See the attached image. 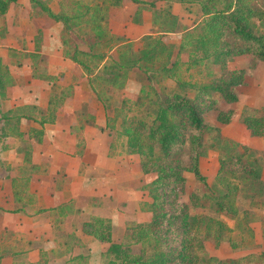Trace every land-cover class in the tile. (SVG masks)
Masks as SVG:
<instances>
[{
    "label": "trees",
    "instance_id": "obj_1",
    "mask_svg": "<svg viewBox=\"0 0 264 264\" xmlns=\"http://www.w3.org/2000/svg\"><path fill=\"white\" fill-rule=\"evenodd\" d=\"M18 1L0 0V44L8 32L6 17ZM127 1L137 6L133 23H143L144 11L152 14V34L142 38L139 49L126 37L113 35L108 27L111 8L122 7L126 0H58L59 12L52 10L50 0H29L32 10L28 18L34 17L35 10L37 17L62 24L63 57L80 67L95 99L103 105L106 130H116L126 141L127 154L140 158L142 172L155 175L148 187L151 202L142 206L152 219L128 221L121 242L113 239L110 218L95 216L82 223L84 233L107 245L100 264H248L264 259V252L218 258L207 250L211 240L217 247L225 242L235 245L232 234L242 230L248 218L247 210L242 212L238 206L241 193L249 191L255 196L264 191L258 151L224 135L222 126L230 125L234 115L232 109L219 106L221 100L238 103L236 88L246 82L244 68H229L236 57L250 55L264 62V0ZM159 1L198 6L201 15L183 29L179 16L170 7L159 6ZM179 33V44L164 39ZM34 41L35 53L26 57L37 64L34 60L41 56L42 29H37ZM37 69L34 77L51 83L57 80L37 75ZM132 72L141 76L139 94L135 100L124 98L120 106L111 107L112 93L125 89ZM195 74L201 79H195ZM167 81L174 86L169 87ZM15 85L0 53V152L10 148L9 138H23V120L29 124V137L41 142L44 126L56 121L58 109L71 95L53 91L47 110L22 106L4 111L8 90ZM68 88L72 92L73 86ZM214 112L217 123L207 120ZM117 120L119 128L111 123ZM31 121L41 128L30 126ZM241 123L251 136L264 138V116L243 112ZM211 151L218 154L219 169L209 183L201 161ZM26 153L29 162L30 152ZM7 167L0 159V170ZM187 173L205 187L202 195L191 196L192 207L181 198ZM256 198L251 197V206L260 203ZM72 206L55 208L59 212L57 230L63 231L60 225L63 217L74 212ZM2 259L0 255V264ZM63 264H89V254L71 256Z\"/></svg>",
    "mask_w": 264,
    "mask_h": 264
},
{
    "label": "crops",
    "instance_id": "obj_2",
    "mask_svg": "<svg viewBox=\"0 0 264 264\" xmlns=\"http://www.w3.org/2000/svg\"><path fill=\"white\" fill-rule=\"evenodd\" d=\"M178 5L181 4L175 3L174 9L184 6ZM50 7L54 12L60 11L58 1L54 4L53 0ZM136 8L130 1L111 8L108 27L113 35L139 42L152 34V14L148 11L143 12L142 24L126 27L120 21L124 16L130 18ZM26 13L20 14V34L27 25L23 22L28 18ZM30 23L28 32L36 28L43 31L40 54L47 56L48 63L41 68L42 64H35L27 57L22 65L16 66L8 54H1L16 81L8 90L3 110L22 106L48 109L52 83L34 77L35 68L43 69L47 76L63 81L67 87L72 85L73 90L58 109L56 121L44 126L41 142L29 137V124L23 120V138H9L10 148L0 152V159L9 166L0 170V235L14 236L0 250L2 264H63L79 254H89L91 264L92 259L100 258L107 245L84 233L83 222L95 216L110 218L115 242L122 241L128 221L149 222L151 214L139 207L143 196L148 199L145 192L140 196L139 158L127 154L126 141L115 142L117 132L104 130L103 105L95 99L80 67L63 57L62 24L48 18L32 19ZM49 40L55 49L47 48ZM26 53L35 50L30 48ZM232 123L223 129L226 137L244 145L257 143V137H251L245 126L238 131L231 127ZM30 126L41 128L34 121ZM26 150L30 152L29 162L25 161ZM63 204H72L74 212L63 217L60 225L63 231H59L55 228L59 218L55 208ZM96 241L102 244L97 245Z\"/></svg>",
    "mask_w": 264,
    "mask_h": 264
},
{
    "label": "rangeland",
    "instance_id": "obj_3",
    "mask_svg": "<svg viewBox=\"0 0 264 264\" xmlns=\"http://www.w3.org/2000/svg\"><path fill=\"white\" fill-rule=\"evenodd\" d=\"M52 1L53 0H50L49 2L50 5ZM56 1L58 0H54V4L56 3ZM160 6L166 8L170 7L171 10L173 9L172 12L176 11L177 14L183 15V17L181 16V18L179 17L183 29L185 27L191 26L193 22L198 20L201 15V10L199 9L198 6H192L188 8V6L184 5L181 6L180 8L177 9L175 8L176 9L175 10L174 9L175 3H170L168 1H163L162 4H160ZM31 10H32V6L30 5L29 0H19L17 4L11 6L10 11L6 17L8 32L5 38L1 40V42L4 41L5 45L7 46L2 45L3 46L2 47L0 44L1 46L0 53L8 54L11 58L13 57L12 63H14V65L16 66H18L17 62L22 61L23 63V61L27 58L26 50H30V48L34 49V42H35L34 34H36L37 28L34 29L32 32L31 31L28 32L26 28H30L32 26L30 20L40 19L35 15L36 13L35 10H33L32 12V14L34 15L33 18H29V19L27 18V20L23 19V22H25L27 25H24L25 26L24 31L21 34L19 33V28L21 27L20 25L21 12L25 14L26 11L27 12L26 15H27ZM132 16L133 15H131V17ZM131 17L130 18L127 16L121 17L120 21L122 23H125L127 27L129 26L127 24H133ZM123 28L124 27H122V29ZM137 32L138 31H135V33ZM181 36H182L181 33L172 34L165 36L164 39L167 43L179 44L181 42ZM9 45H13L16 47H11ZM141 46H142V40L139 42H135L136 49L141 48ZM47 48L55 49L52 45L51 40H49ZM41 56L40 58H36L34 61L37 62V64H42L41 68H43V66L47 64L48 61H47V56L43 54ZM229 68H244L246 70L245 84L238 86L236 88L239 94V102L234 104H227L221 100V103L219 104L221 109L233 110L234 121H232L233 123L231 127H235L239 131V130H244V125L241 123V114L243 112H245L246 114H255L257 116H264V62L258 61L250 55H242L236 57L229 64ZM36 74L39 76L41 75L47 76V72H45L43 69H39ZM195 79H201V76L195 74ZM57 81L52 83V89H53L52 91H54L55 93L63 92V94H70V90L67 86L63 84L64 82L63 81L57 82ZM142 85L143 83L141 81V76L139 75V73L132 72L130 74V79L127 82L125 89L123 91H118V90L114 91V93H112L111 95L112 99L109 101V104L111 105V107L116 108L120 106V102L124 98L135 100L137 95L139 94ZM167 85L169 87H173L174 83L172 81H167ZM216 115L217 112L211 113L210 115L207 116V120L212 123H217ZM111 116L114 117V114L112 113ZM118 121L119 120L111 123H113L115 127L119 128ZM222 127L224 129L226 126H222ZM104 130H106V125ZM115 132L116 130H114V133ZM116 136L118 137L117 139ZM114 137H115V142H118V144L120 142H123L124 144L125 142L124 138L122 137L120 138L118 134L117 135L115 134ZM257 139L258 140L255 145H249V146H252L255 150L258 151L259 162L262 165L264 171V138L257 137ZM139 167H140V158H139ZM201 167L203 173L208 177L209 183H212L219 169L218 154L215 151H211L205 158L202 159ZM140 172L142 174L141 183H140V190L142 192L140 193V196L143 192H145L144 195H147L148 199L147 198L144 199L143 196L141 198L139 207L142 212H145L142 209V206L144 203L151 202V198L148 192V187L153 181L155 175L144 174L141 170V167H140ZM186 178H187V185L181 198L184 202L188 203L190 207H192L193 201L191 199V196L193 195L195 196L196 194L202 195V193L205 192V187L195 182L193 175L189 173L186 174ZM263 180H264V174H263ZM251 197H258L256 199L260 200V203L256 206H251L249 204ZM238 206L242 212L243 210H247L248 218L242 223V230L241 229L235 230L234 233L232 234V237L235 240V245L232 246L231 244L225 242L217 247L212 240L207 243L208 252L218 258H241L249 254H260L264 252V191L263 194H256L255 196L252 195V193L249 191H245L241 193L240 203ZM151 219L152 216L149 215L148 221H150ZM228 224L231 227L235 226V223L233 221H228ZM13 237L14 236H11L9 234L4 235L2 233L0 235V244H1L0 250L4 248L5 246L4 243L11 241ZM96 244L100 245L102 243L96 241ZM96 261L92 259L91 264H100L103 262V258L100 256V258H97ZM248 264H264V259L252 260L251 262H248Z\"/></svg>",
    "mask_w": 264,
    "mask_h": 264
}]
</instances>
